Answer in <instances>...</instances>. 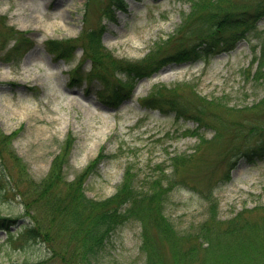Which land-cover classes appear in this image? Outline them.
<instances>
[{"label":"rangeland","instance_id":"rangeland-1","mask_svg":"<svg viewBox=\"0 0 264 264\" xmlns=\"http://www.w3.org/2000/svg\"><path fill=\"white\" fill-rule=\"evenodd\" d=\"M86 1L0 0V15L5 18L0 19V187L4 188L0 214L15 219L10 231L31 224V219L43 229L48 225L47 212L32 203L36 197L33 186L46 176L68 135L71 146L63 164L67 181L81 172L99 150L106 158L84 180V191L91 198L99 200L113 194L126 169L133 174L136 185H146L159 176L162 186L171 188L165 213L178 231L193 230L207 216L208 193L216 198L217 213L223 220L241 209L262 206L264 155L248 161L244 154L257 147L255 129L262 124L264 107L242 110L241 106L256 104L264 96V86L251 79L259 61L264 60V15L256 22V35L249 32L232 49L211 53L207 59L162 65L139 78L130 94L115 106L105 96L117 83L116 77L124 79L121 73L102 82L93 74L103 68L91 70L92 62L83 57L82 45L75 44L68 59L56 58L46 49L45 40L70 39L71 43L81 30L103 24L102 42L112 55L124 61H139L157 45L161 47L155 55L199 42V35L206 34L205 24L196 13L188 15L189 0H124L125 8H115L112 18L102 16L108 0ZM256 1L224 3L238 13L252 12ZM183 23L181 32H175ZM6 25L26 31L32 38L33 43L18 58L6 53L13 42L9 38L4 45L6 35L1 31ZM78 62L81 74L89 72L91 76L71 82L70 70ZM157 84L167 88L178 84L191 110L203 104L200 97L223 100L224 105L211 104L205 110L204 120L209 124L200 127L205 142L190 135L197 126L193 117H179L173 110L144 104L142 98ZM9 133L10 139L4 138ZM237 151L242 155L229 165ZM191 153L192 157L172 172L171 156L188 157ZM227 169L230 178L225 180ZM26 202L31 206L25 207ZM141 230L142 224L135 218L117 225L106 238L97 264H145L139 248ZM7 235L5 229H0V264L57 263L45 259L50 244ZM53 239L54 249L65 245L57 232ZM69 244L74 247L72 241Z\"/></svg>","mask_w":264,"mask_h":264},{"label":"trees","instance_id":"trees-1","mask_svg":"<svg viewBox=\"0 0 264 264\" xmlns=\"http://www.w3.org/2000/svg\"><path fill=\"white\" fill-rule=\"evenodd\" d=\"M189 1L190 14L188 15L196 13L198 19L204 21L203 29L206 34L199 35L202 39L199 42L188 47H179L166 54L155 55L161 47L157 45L139 61L118 59L102 42L103 24L96 28L81 30L80 35L75 38L76 41L71 43H69L70 39L49 38L45 40V46L56 58L68 59L76 47L75 44L82 45L83 57L90 58L92 62L91 70H96L98 66L103 68L101 72L93 74L102 82H105L110 75L115 76L116 72L121 73L125 79L116 78L117 83L105 96L109 103L117 106L130 94L137 79L150 75L162 65L168 62L207 59L211 53L232 49L235 43L249 32L251 35H256L254 34L256 22L264 15V0L256 1L252 12L242 10L238 13L233 11V7L226 5L225 0ZM125 5L124 0H108L103 8L102 16L112 18L114 9H124ZM0 19L5 18L0 15ZM186 20L187 18L184 19ZM183 26L184 23L175 32H181ZM1 34L6 35L5 47L8 39H13L6 53L16 58L33 43L26 31L17 30L12 26L6 25ZM206 36L208 38H205ZM177 41L182 43L181 39ZM262 47L264 50V43ZM101 58L105 60L103 65H101ZM79 64L78 62L70 70L71 82H80L82 78L88 80L91 76L89 72L83 76ZM251 79L264 86V60L259 61ZM177 88H179L178 84L169 88L164 84H157L142 98V101L148 106L165 111L173 110L179 117H193L197 126L190 130L193 131L190 135L196 136L200 142H205L200 131V127L209 124L204 120L205 110L211 107V104L215 107L219 104L224 105L223 100L214 98L211 101L200 97L204 101L199 102L203 104H198L191 110ZM197 98L199 99V96ZM263 107L264 96L256 104L253 102L251 105L241 106L242 110H256ZM212 119L219 123L215 116ZM255 132L259 137L257 147L250 148L251 151L244 154L248 161L264 155V118ZM218 134L215 131L214 135ZM11 135V133L5 134L4 138L10 139ZM70 144L71 138L68 135L61 146L62 150L52 159L46 176L33 186L36 197L33 198L32 203L47 212L48 225L43 229L39 223L32 222L31 219V224H21L15 231H10L15 219L0 214V229L7 231V237L12 238L17 234L23 240H38L47 245L50 244L52 247L49 246L50 253L45 259H50L53 263L57 262L56 264H79L80 262L97 264L100 251L110 232L129 218H135L142 224L139 248L144 255L145 264H264V203L260 207L241 209L223 220L217 213L216 198L208 193L205 196L208 200L207 216L196 224L193 230L181 232L176 229L165 213V202L171 188L169 185L162 186L159 176L149 180L146 185H136L133 174L126 169L123 180L110 196L97 200L85 193V178L101 160L106 158L101 150L81 172L67 181L63 164L67 161ZM240 155H242L240 151L235 152L228 164L234 165ZM15 157L20 160L18 156L15 155ZM191 157L192 153L188 157L171 156L172 172L183 166ZM161 171L163 173L162 168ZM223 177L225 180L230 178L228 169ZM28 184L29 180L26 185ZM3 191L4 188L0 187V193ZM26 205L31 206V202H26L25 207ZM55 232L65 243L59 250L53 247ZM69 241H72L74 247H70ZM7 264H35V262H8Z\"/></svg>","mask_w":264,"mask_h":264}]
</instances>
